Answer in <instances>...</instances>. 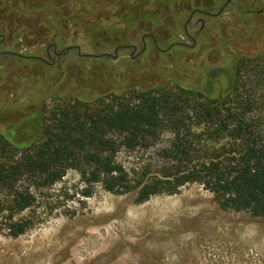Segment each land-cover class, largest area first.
<instances>
[{
    "label": "rangeland",
    "instance_id": "obj_1",
    "mask_svg": "<svg viewBox=\"0 0 264 264\" xmlns=\"http://www.w3.org/2000/svg\"><path fill=\"white\" fill-rule=\"evenodd\" d=\"M24 1L31 10L14 4L12 14L0 3V34L43 58L40 49L58 35L84 54H113L123 43L135 45L138 52L141 36L135 30L150 25V20L160 30L156 36L160 49L175 42L192 45L182 29L187 13L174 17L175 5L185 0ZM209 1L192 0V6L204 8ZM46 6L72 19L46 25L42 20ZM188 32L197 41L193 49L154 53L148 45L134 59L130 50L119 51L117 59L78 58L72 51L46 68L0 57V131L16 126L20 138L31 137L33 128L25 121L44 106L49 111L55 105L50 97L92 101L99 95L162 83L205 85L218 96L238 62L245 66L242 81L264 125V0H231L221 17L205 19L202 28L191 22ZM93 36L97 39H90ZM222 63L228 74L220 69ZM169 133L165 129L149 148L120 146L115 162L131 174L130 179L136 180L143 168L150 169L144 180L156 176L165 166L159 151L171 141ZM88 188L91 195L84 197ZM47 193L37 210L42 219L38 226L17 238L0 235V264H264V219L221 211L197 183L137 202V190L117 195L101 184L86 186L71 169Z\"/></svg>",
    "mask_w": 264,
    "mask_h": 264
},
{
    "label": "trees",
    "instance_id": "obj_2",
    "mask_svg": "<svg viewBox=\"0 0 264 264\" xmlns=\"http://www.w3.org/2000/svg\"><path fill=\"white\" fill-rule=\"evenodd\" d=\"M0 3L10 14L14 4L31 10L24 0ZM43 9H47L42 18L46 25L72 19L53 6ZM175 11L179 17L184 8ZM154 21L139 30L156 37L160 30L151 24ZM125 25L129 26L126 20ZM67 40L58 35L52 43L65 46ZM238 64L218 96L210 94L205 85L162 83L99 95L92 101L71 97L62 102L50 97L55 105L49 111L44 106L25 121L33 128L31 137L20 138L16 126L0 131V235L17 238L38 226L41 199L71 169L86 186L101 184L117 195L137 190V202L175 194L180 187L197 183L221 211L264 219L263 119L256 115L255 102L242 81L245 66ZM220 67L230 72L224 63ZM165 129L172 136L159 151L165 166L149 179L144 180L150 171L146 168L139 177L132 173L136 180L130 179L131 174L115 162L117 149L149 148ZM90 195L88 188L84 197Z\"/></svg>",
    "mask_w": 264,
    "mask_h": 264
},
{
    "label": "flooded vegetation",
    "instance_id": "obj_3",
    "mask_svg": "<svg viewBox=\"0 0 264 264\" xmlns=\"http://www.w3.org/2000/svg\"><path fill=\"white\" fill-rule=\"evenodd\" d=\"M230 2H231V0H225V2L220 4L219 1L211 0V1H209V4H208L210 6H205L204 8L200 5L193 7L192 6V0H185V2L182 3L181 5H175V9L176 8H181V9L184 8V12L182 13V15L184 13H187V19L182 24V29H183L184 36L192 42V45H188V44L183 43V42H175V43L170 44L166 49L162 50V49H160L157 38L154 35H152L151 33H147V32L142 33V31L137 29L135 31L140 33V36H141L140 37L141 50L138 52H136V46L132 45L130 43H123L121 45H117L113 50V54L102 53V54H98V55L81 53V49L77 45H65V46L61 47V46H57L53 43H50V44L46 45L44 48L40 49V51L44 52V55L46 57V58H43V57H41L35 53L27 52V49L24 47H21L22 46L21 44H19L18 42L15 44L14 39L8 40L5 35L0 34V57H10V58L16 59L18 61H31L33 63H37V65H42L44 67L51 68V67L55 66L54 63H59L60 59L70 55V53L72 51H75V55L78 58H103V57H106V58L117 59L119 51L130 50L129 57L131 59H134V58L142 55L145 52L148 45H149V47H151V49L154 53H167L168 51H170L171 49L176 48V47L180 48V49H184V50L193 49L194 47H196L197 41L195 40V38H193L189 35L188 25L191 22H193V24H197V25L200 24L201 28H202L204 25L205 19H208V21H212L214 19L221 17L222 14L224 13V11L226 10V8L229 6ZM218 5H220V6H219L217 12L212 13L211 11L214 10L215 7L217 8ZM186 7H188V10L187 9L185 10ZM222 8H223L222 12L219 15H217L218 12ZM182 15H180L179 17H177V16H174V17L176 19H180V17ZM196 16H197V19H195ZM194 20H195V22H194ZM75 47H79L80 54H77V50ZM103 54L110 55V57L109 56H102ZM86 55L101 56V57H87ZM54 58L57 59V61L56 60L54 61Z\"/></svg>",
    "mask_w": 264,
    "mask_h": 264
},
{
    "label": "water",
    "instance_id": "obj_4",
    "mask_svg": "<svg viewBox=\"0 0 264 264\" xmlns=\"http://www.w3.org/2000/svg\"><path fill=\"white\" fill-rule=\"evenodd\" d=\"M222 10H223V8L218 12V14L217 15H219L221 12H222ZM76 48V50H77V54H80V49H79V47H75ZM87 57H101V56H92V55H86ZM102 56H109L110 57V55H107V54H103Z\"/></svg>",
    "mask_w": 264,
    "mask_h": 264
}]
</instances>
